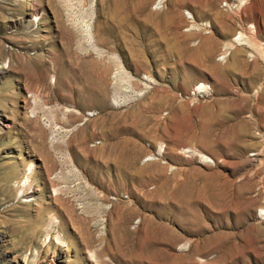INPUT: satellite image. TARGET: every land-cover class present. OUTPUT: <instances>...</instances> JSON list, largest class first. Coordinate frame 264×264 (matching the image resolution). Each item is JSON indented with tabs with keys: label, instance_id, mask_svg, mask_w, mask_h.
<instances>
[{
	"label": "rangeland",
	"instance_id": "obj_1",
	"mask_svg": "<svg viewBox=\"0 0 264 264\" xmlns=\"http://www.w3.org/2000/svg\"><path fill=\"white\" fill-rule=\"evenodd\" d=\"M108 3L0 0V264H264V0H148L144 69Z\"/></svg>",
	"mask_w": 264,
	"mask_h": 264
},
{
	"label": "bare ground",
	"instance_id": "obj_2",
	"mask_svg": "<svg viewBox=\"0 0 264 264\" xmlns=\"http://www.w3.org/2000/svg\"><path fill=\"white\" fill-rule=\"evenodd\" d=\"M147 6L148 0H109V3L106 7L107 11L105 13L104 21L96 22L93 25V30H89L88 32V37L90 42L92 41V46L94 48L101 47L107 53L112 54L117 53L120 50H124L129 46L132 56L135 57V65L138 69H144L146 62L142 57V53H140L141 50H139V43L136 40V37L135 39L132 38L133 40H128L129 34L132 32L134 33V36H136L139 29L143 31V29L148 28L154 33L158 32L162 34L163 32L172 28L174 24L173 20H170L169 18V20L158 22L153 14L145 13ZM156 7L157 6H155V9ZM241 37L242 36L239 35L235 41L240 43ZM208 43L209 42L206 40V44L203 47V52L207 57L211 58V54L214 52L216 47L213 45V43L212 45ZM182 51L185 53L184 47H182ZM87 74L88 72L83 70L81 75H79L80 77L84 76L86 79ZM202 86L203 85L201 84V86L198 88ZM121 149L120 143L110 145L105 156L107 161L115 162L117 167L118 165L123 164L127 157L122 154Z\"/></svg>",
	"mask_w": 264,
	"mask_h": 264
}]
</instances>
